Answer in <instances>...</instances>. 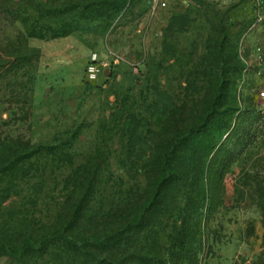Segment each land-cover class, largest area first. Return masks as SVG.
Segmentation results:
<instances>
[{
	"label": "rangeland",
	"instance_id": "374dc122",
	"mask_svg": "<svg viewBox=\"0 0 264 264\" xmlns=\"http://www.w3.org/2000/svg\"><path fill=\"white\" fill-rule=\"evenodd\" d=\"M165 2L0 0V150L32 151L0 176V223L78 245L30 264H264V237L217 263L229 228L255 230L230 212L264 210V0Z\"/></svg>",
	"mask_w": 264,
	"mask_h": 264
},
{
	"label": "trees",
	"instance_id": "16d2710c",
	"mask_svg": "<svg viewBox=\"0 0 264 264\" xmlns=\"http://www.w3.org/2000/svg\"><path fill=\"white\" fill-rule=\"evenodd\" d=\"M101 1H104L105 3V0H101ZM112 3L110 7H107L108 9L105 8L103 10H98L99 13L101 15L108 11L112 13L113 12ZM52 31L54 34L61 36H65L67 35V33H69V29H62L58 34L55 33L54 30ZM0 145L2 144L0 143ZM23 147H25L27 150L32 149V145L29 142L24 143ZM17 149L18 151L9 154L0 150L1 177L10 175L11 174L10 172L12 171L20 172L21 173L20 175H23L24 177L26 176V174H24V171L18 165L23 163V161H25L26 159H28L31 156L32 151H26V150L24 151L19 145L17 146ZM92 188L93 185L87 186L85 188L83 196L86 197L87 194H90ZM85 197H81L80 199L76 200L75 203H72L75 212L74 215L75 218L77 217L78 213L84 211V209L89 205ZM259 208L261 209L262 212L264 211L262 206ZM9 219L11 220L12 218L9 217ZM9 228H10V224L8 221L0 223V256L16 257V259H18V262L20 264H30L29 259H35V260L41 259L46 254L47 251V250L44 251L41 250L43 249L44 245H46L47 243L49 244V240H53V241L67 240V242L72 243L71 244L72 247L78 246L75 244L74 241H70L69 238L66 239V236H63L60 232H51L54 229H56V227H53V225L45 229L46 230L45 232L47 233L41 232L43 233V235L40 236L38 240H35V236L33 234L27 235V237L24 239L23 245L20 246L17 240L18 234L15 231L8 230Z\"/></svg>",
	"mask_w": 264,
	"mask_h": 264
},
{
	"label": "crops",
	"instance_id": "0c3cea01",
	"mask_svg": "<svg viewBox=\"0 0 264 264\" xmlns=\"http://www.w3.org/2000/svg\"><path fill=\"white\" fill-rule=\"evenodd\" d=\"M170 13L172 18L168 22V29L171 31H175L177 29L185 28V26L188 24L187 16L185 14L178 13L177 10L174 9V7L171 8ZM262 170H264V166ZM242 210L243 209L240 210L239 208H234L230 212V215L235 218L238 213L240 215L243 213L245 214L246 212L251 213L250 215L253 216L255 230H253L252 228L251 232L247 231L246 233V230H244V232H239L238 229L234 230V228H229L228 233L230 234L232 244L229 249H221L220 247V253L218 254L219 259H217V263H223L229 258L232 259V257H235V254H240L241 250L243 251V255L245 256V258L247 257L245 261L250 262L251 258L254 256L253 254H257L261 249V243L264 237V226L262 225V211L257 205L251 208H247L246 211ZM251 246H253L255 250L254 252L251 251Z\"/></svg>",
	"mask_w": 264,
	"mask_h": 264
},
{
	"label": "built area",
	"instance_id": "2783aa9c",
	"mask_svg": "<svg viewBox=\"0 0 264 264\" xmlns=\"http://www.w3.org/2000/svg\"><path fill=\"white\" fill-rule=\"evenodd\" d=\"M150 1H151V6L153 7V9H156L159 7L160 8L166 7L165 0H150ZM222 1L230 2L233 0H222ZM98 61L99 60L97 58V54L93 53L91 56L90 62L87 64V66L85 68V78L87 81L97 80V78L99 76V71H100L98 68ZM258 96H259V98L264 100V84L259 89Z\"/></svg>",
	"mask_w": 264,
	"mask_h": 264
},
{
	"label": "water",
	"instance_id": "95a60500",
	"mask_svg": "<svg viewBox=\"0 0 264 264\" xmlns=\"http://www.w3.org/2000/svg\"><path fill=\"white\" fill-rule=\"evenodd\" d=\"M104 74H105L106 76H108V73L105 72Z\"/></svg>",
	"mask_w": 264,
	"mask_h": 264
}]
</instances>
